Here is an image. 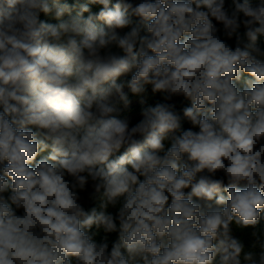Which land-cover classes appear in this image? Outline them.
<instances>
[{
  "label": "clouds",
  "instance_id": "clouds-1",
  "mask_svg": "<svg viewBox=\"0 0 264 264\" xmlns=\"http://www.w3.org/2000/svg\"><path fill=\"white\" fill-rule=\"evenodd\" d=\"M0 264H264V0H0Z\"/></svg>",
  "mask_w": 264,
  "mask_h": 264
}]
</instances>
